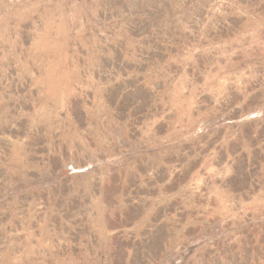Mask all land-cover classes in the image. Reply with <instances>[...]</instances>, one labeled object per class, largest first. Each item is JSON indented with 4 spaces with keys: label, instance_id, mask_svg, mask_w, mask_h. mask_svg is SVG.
<instances>
[{
    "label": "rangeland",
    "instance_id": "1",
    "mask_svg": "<svg viewBox=\"0 0 264 264\" xmlns=\"http://www.w3.org/2000/svg\"><path fill=\"white\" fill-rule=\"evenodd\" d=\"M0 264H264V0H0Z\"/></svg>",
    "mask_w": 264,
    "mask_h": 264
}]
</instances>
